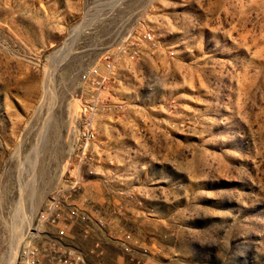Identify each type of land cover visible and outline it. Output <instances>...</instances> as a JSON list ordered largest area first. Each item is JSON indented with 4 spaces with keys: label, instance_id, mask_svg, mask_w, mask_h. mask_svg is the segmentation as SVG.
<instances>
[{
    "label": "rangeland",
    "instance_id": "rangeland-1",
    "mask_svg": "<svg viewBox=\"0 0 264 264\" xmlns=\"http://www.w3.org/2000/svg\"><path fill=\"white\" fill-rule=\"evenodd\" d=\"M31 237L264 264V0H0V264Z\"/></svg>",
    "mask_w": 264,
    "mask_h": 264
},
{
    "label": "built area",
    "instance_id": "built-area-1",
    "mask_svg": "<svg viewBox=\"0 0 264 264\" xmlns=\"http://www.w3.org/2000/svg\"><path fill=\"white\" fill-rule=\"evenodd\" d=\"M56 207V203H52L49 206L50 214L53 213ZM71 213L76 215V210H72ZM49 217L52 220L54 219V215H50ZM63 234L64 231L59 232L60 236H63ZM48 243L50 244V242ZM51 243L53 246H56V243L52 241ZM42 260L48 264H88L82 252L68 247L55 248L40 255L39 248L32 243V237L22 245L16 264H41Z\"/></svg>",
    "mask_w": 264,
    "mask_h": 264
},
{
    "label": "bare ground",
    "instance_id": "bare-ground-1",
    "mask_svg": "<svg viewBox=\"0 0 264 264\" xmlns=\"http://www.w3.org/2000/svg\"><path fill=\"white\" fill-rule=\"evenodd\" d=\"M45 122V121H44ZM28 221V220H27ZM22 227V226H21ZM21 227H20V233H19V235H17V236H19L20 238L23 236V230L21 229ZM18 232H19V230H18ZM16 240V239H15ZM20 242V241H19ZM17 247V246H16ZM15 247V248H16ZM19 247V246H18ZM17 247V248H18ZM14 248V247H13ZM16 248V249H17ZM15 255H16V253H15V249H14V251H13V255H12V262H11V264H14V259H15ZM18 255V254H17Z\"/></svg>",
    "mask_w": 264,
    "mask_h": 264
}]
</instances>
